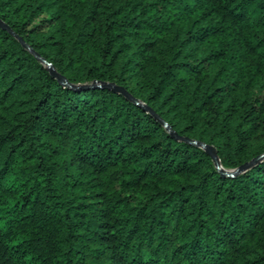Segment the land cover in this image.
Here are the masks:
<instances>
[{
  "label": "trees",
  "instance_id": "1",
  "mask_svg": "<svg viewBox=\"0 0 264 264\" xmlns=\"http://www.w3.org/2000/svg\"><path fill=\"white\" fill-rule=\"evenodd\" d=\"M0 20L224 169L264 153V0H0ZM0 264H264V160L222 177L0 27Z\"/></svg>",
  "mask_w": 264,
  "mask_h": 264
},
{
  "label": "water",
  "instance_id": "2",
  "mask_svg": "<svg viewBox=\"0 0 264 264\" xmlns=\"http://www.w3.org/2000/svg\"><path fill=\"white\" fill-rule=\"evenodd\" d=\"M0 27L4 30L8 31L15 38H17L19 40V42L22 44V46L25 49H27L28 51H30L48 69L51 76L53 78L57 79L60 85H62L63 87H67V88L74 90V91H86V90H91V89H104V90L106 89V90H110L114 93H117V94L124 96L128 101L134 103L135 105H137L139 107H142L144 110L149 112L166 129V131L169 133V135L173 139H175L177 141L184 142L188 145L198 147V148L204 150L211 157L218 173L222 177L234 178V177L240 175L241 173L251 169L256 164H258L259 162L264 160V153H263L262 155H259L255 158H253L252 160L244 163L243 165H241L240 167H238L235 170L224 169L223 166L221 165V161H220L214 147L207 145L201 141L193 140V139H190L188 137H182V136L178 135L172 129V127L167 122L162 120L151 108L141 104L137 99H135L131 94H129L124 88L119 87L114 83H108V82H94L91 85H74V84L70 83L64 76L58 74L52 64L47 62L37 52H35L29 45H27L25 43V41L21 37H19L17 34H15L11 30V28L8 25H6L5 23H3L1 20H0Z\"/></svg>",
  "mask_w": 264,
  "mask_h": 264
}]
</instances>
